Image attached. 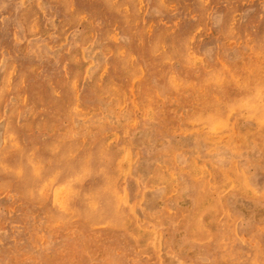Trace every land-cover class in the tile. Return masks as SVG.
Returning a JSON list of instances; mask_svg holds the SVG:
<instances>
[{
    "label": "rangeland",
    "instance_id": "rangeland-1",
    "mask_svg": "<svg viewBox=\"0 0 264 264\" xmlns=\"http://www.w3.org/2000/svg\"><path fill=\"white\" fill-rule=\"evenodd\" d=\"M0 264H264V0H0Z\"/></svg>",
    "mask_w": 264,
    "mask_h": 264
},
{
    "label": "bare ground",
    "instance_id": "bare-ground-1",
    "mask_svg": "<svg viewBox=\"0 0 264 264\" xmlns=\"http://www.w3.org/2000/svg\"><path fill=\"white\" fill-rule=\"evenodd\" d=\"M97 22V21H96ZM174 22V21H173ZM207 215V214H206ZM73 255V254H72Z\"/></svg>",
    "mask_w": 264,
    "mask_h": 264
}]
</instances>
